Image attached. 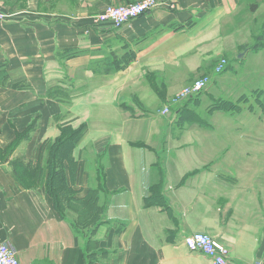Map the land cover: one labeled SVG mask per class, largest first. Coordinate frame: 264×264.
I'll use <instances>...</instances> for the list:
<instances>
[{
	"label": "crops",
	"instance_id": "crops-1",
	"mask_svg": "<svg viewBox=\"0 0 264 264\" xmlns=\"http://www.w3.org/2000/svg\"><path fill=\"white\" fill-rule=\"evenodd\" d=\"M137 1L4 7L0 242L21 264H213L184 243L202 231L229 247L230 264H264V0H159L120 29L96 20ZM233 54L243 73H216ZM202 76L208 87L174 105ZM72 131L68 185L82 199L102 174L109 193L90 261L53 198L15 175Z\"/></svg>",
	"mask_w": 264,
	"mask_h": 264
},
{
	"label": "trees",
	"instance_id": "trees-1",
	"mask_svg": "<svg viewBox=\"0 0 264 264\" xmlns=\"http://www.w3.org/2000/svg\"><path fill=\"white\" fill-rule=\"evenodd\" d=\"M259 45L254 46V48H258ZM57 97H60L56 95ZM226 102V103H225ZM223 104H227L229 102L225 101ZM234 105V103H231ZM81 133L79 131H72V134L68 139L61 142L47 143L44 149H47V157H46V175H48L50 182V196L53 198L55 207L61 213L63 218L68 219L67 216L63 212L64 205H69L68 209L76 214V218L73 217L71 220V224L78 228H87L92 227L89 234H87V241L84 245V253L87 258L91 255H94L96 249V241L93 238V232L98 224L102 223L101 215L104 213V206L99 204V195L97 194L98 187L91 188L90 192L85 198L76 199L77 204L79 206H70L69 202L73 201L70 199V192L73 190V187L69 186L67 183L65 171H64V161L69 157L68 152L72 149L77 139L79 138ZM21 167V168H20ZM20 171L16 172L22 174V176H30L34 180H38L39 176L43 174L44 167L41 163L32 164L30 162L19 166ZM103 218V216H102Z\"/></svg>",
	"mask_w": 264,
	"mask_h": 264
},
{
	"label": "built area",
	"instance_id": "built-area-1",
	"mask_svg": "<svg viewBox=\"0 0 264 264\" xmlns=\"http://www.w3.org/2000/svg\"><path fill=\"white\" fill-rule=\"evenodd\" d=\"M159 5V0H139L124 5H108L104 10L96 16V20L107 22L112 28L120 29L130 21L143 16ZM174 8L175 6H171ZM0 19H4V15L0 14ZM228 62L221 59L214 68L216 73L225 70ZM211 82V76H202L195 82L185 87L175 98L178 104L188 98L198 95L208 87ZM163 114L170 112V107L163 109ZM184 243L192 252H199L208 256L213 264H230V249L227 245L216 240L207 232L197 231L188 234L184 238ZM0 264H21L17 251L13 246L6 242H0Z\"/></svg>",
	"mask_w": 264,
	"mask_h": 264
},
{
	"label": "rangeland",
	"instance_id": "rangeland-1",
	"mask_svg": "<svg viewBox=\"0 0 264 264\" xmlns=\"http://www.w3.org/2000/svg\"><path fill=\"white\" fill-rule=\"evenodd\" d=\"M27 1L28 0H0V14L11 15V14H6L7 12L4 11L5 8H7L9 11H13V12H17L19 10H22L23 8H26ZM126 4H129V3H126ZM121 5H124V4H121ZM1 6H2V8H1ZM40 9L43 10V11H46V12H49V11L52 10L51 7H49L47 5H44V4L40 5ZM245 47H246L245 45H242L239 51L243 53V50L245 49ZM226 60H227V62L229 64V67H231L232 69H234V68L235 69H239L240 72L243 73V68H245V66L243 67V55L240 57V59H238L236 57V55L233 54L228 59L226 58ZM194 82L195 81H193L192 83L188 84L187 86L192 85ZM173 100L174 99H172V101ZM174 105H178L177 101H175ZM45 163H46V158H45V160H44V162L42 164V166L44 167V172H43L42 175L39 176L37 181L34 180L33 178H31L30 176H26L25 177V176H22V174L17 173V180L19 182L20 187L27 188V189H41L46 194L50 195V188H49L50 179H49L48 175H46L47 164L45 165ZM20 168L17 167L16 172H19ZM92 174H93V172H92ZM97 178H98L97 179V183H94L93 185L98 187L97 194L100 196L98 198L100 199L99 204H101V198H103V197L107 198L109 196V193L107 192V190L105 189V187L103 185V181H104L103 175L99 174ZM160 192L161 191L159 189L157 191V193L159 194ZM76 195H77V191H75L73 189L70 192V199H73V201L69 202L70 206H72V207L73 206H79V204H77V202H75V201H77L76 199H79V198L76 197ZM160 195H161V193H160ZM104 204H102V205L104 206ZM68 207H69V205H67V204L64 205L63 212L67 216L68 219L73 220V217L76 218V214L73 213L71 210H69ZM105 208H106V206H104V209ZM104 217L107 218V216H104ZM104 217L103 218L99 217V219H104ZM74 228H75V233H77V235L81 239L86 241L87 234H89V232H90L92 227L78 228V227L74 226Z\"/></svg>",
	"mask_w": 264,
	"mask_h": 264
}]
</instances>
